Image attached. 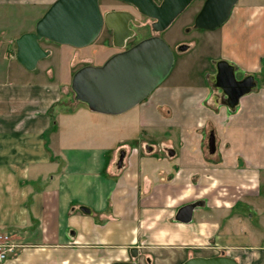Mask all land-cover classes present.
Listing matches in <instances>:
<instances>
[{"label": "crops", "instance_id": "1", "mask_svg": "<svg viewBox=\"0 0 264 264\" xmlns=\"http://www.w3.org/2000/svg\"><path fill=\"white\" fill-rule=\"evenodd\" d=\"M54 1L0 5L27 9L18 38ZM239 2L212 62L256 78L235 110L214 88L215 68L198 84H161L122 114L95 112L69 104L76 49L67 79L56 70L61 44L42 40L50 54L32 71L17 47L0 46V235L18 245L3 264H182L222 254L264 264L240 208L256 217L264 192V4ZM189 203L191 221L177 220Z\"/></svg>", "mask_w": 264, "mask_h": 264}, {"label": "water", "instance_id": "2", "mask_svg": "<svg viewBox=\"0 0 264 264\" xmlns=\"http://www.w3.org/2000/svg\"><path fill=\"white\" fill-rule=\"evenodd\" d=\"M131 4L139 14L152 19L155 32H163L194 0H121ZM239 0H205L194 19V27L215 30L229 19ZM140 26L134 13L128 10L103 12L100 0H55L37 21L34 31L25 32L16 39V58L27 70L36 69L50 51L43 48L42 40L82 48L93 43L104 25L113 30L114 45L124 48L126 41L135 35L130 23ZM185 51L189 45L183 44ZM174 52L159 35L146 37L131 47L115 53L101 65L86 64L73 74L71 89L76 101L85 103L92 111L118 115L145 100L171 72ZM214 88L221 91L231 110L239 105L241 97L256 86L254 74L242 79L236 76V66L226 59L215 62ZM215 147V135L210 137V148ZM125 152H121V161ZM195 203L179 208L176 219L189 222ZM82 211L90 213L87 207ZM133 258L138 256L131 249ZM113 264H137L136 261H116ZM182 264H239L227 255L192 256Z\"/></svg>", "mask_w": 264, "mask_h": 264}, {"label": "rangeland", "instance_id": "3", "mask_svg": "<svg viewBox=\"0 0 264 264\" xmlns=\"http://www.w3.org/2000/svg\"><path fill=\"white\" fill-rule=\"evenodd\" d=\"M256 1L258 4H264V0ZM243 2L248 4L252 3L253 0H241L239 3L242 4ZM203 3L204 0L193 1L163 32H155L151 27L153 20L136 12L135 15L140 19L142 25L140 27L133 26L135 29V35L129 39L126 46H130L146 37L159 35L170 45L172 50H174L175 63L169 75L161 83L162 85L198 84L199 81L206 79V72L209 73L214 71L215 68L212 62L213 60H216L215 58L220 52V34L223 25L215 30L194 27V19ZM107 5L124 6V4L118 0H100L102 11L107 9ZM26 13L27 9L23 7L17 8L15 6L0 5V16L3 15V17H0V46L3 50L6 48V43H9L12 51H16L15 38H17L20 29L24 30L25 27H28L25 25V23L27 24L25 20L28 16ZM32 23L33 22L30 21L28 24ZM110 35L111 33H108V31L104 29L93 43L82 48H75L70 45L61 44L59 46L60 59L57 58V60H59L58 68L56 69L57 74L60 75L59 77L69 78L72 72L69 66V59L74 49H76V53H80L81 56L79 62L76 63L73 69L79 68L85 64L100 63L111 53L120 51V49L114 45ZM182 44L189 45V48L185 51L180 50L179 46ZM86 55L88 58H85ZM0 61H2L1 56ZM51 64L53 65L52 62ZM216 91L219 93V96L224 99L221 91ZM74 103H76L74 92L70 89L69 104L73 105ZM136 106L133 108L135 109ZM134 109L131 111H135ZM256 206H258L255 210L256 217L253 210L249 209V204L240 206V208H242L241 210L243 211L245 207L247 213L246 222L248 225V234L251 233L250 237L254 239V241L257 240L260 244H264V192L256 198ZM251 214H253V217ZM259 214H263L262 219H260L261 217H259ZM252 232H255L253 233L254 236L252 235ZM14 255L16 256V252Z\"/></svg>", "mask_w": 264, "mask_h": 264}, {"label": "flooded vegetation", "instance_id": "4", "mask_svg": "<svg viewBox=\"0 0 264 264\" xmlns=\"http://www.w3.org/2000/svg\"><path fill=\"white\" fill-rule=\"evenodd\" d=\"M119 2H121V3H123L124 4V6L123 5H109V9H105L103 12L105 13V12H107V11H111V10H128V11H131L132 13H134V14H136V12H138L137 10H136V8L135 7H133L131 4H128V3H125V2H123V1H121V0H118ZM195 1V0H194ZM205 1V0H204ZM157 2L159 3V2H161V0H157ZM125 4H127V5H125ZM136 16V15H135ZM136 19L138 20V21H140V19H138V17L136 16ZM141 22V21H140ZM142 23V22H141ZM194 23V22H193ZM133 26H136V27H140V26H138V25H136L135 23H130V27L132 28V29H134L133 28ZM104 29H106L107 31H108V33H111V35H110V37H111V40L112 41H114V38H113V30L112 29H109L107 26H105L104 25V28H103V30ZM102 30V31H103ZM134 31H135V29H134ZM102 33V32H101ZM128 41H129V39L126 41V45H127V43H128ZM137 43V42H136ZM135 44V43H134ZM134 44H132V45H134ZM132 45H130V46H125L124 48H119L120 49V51H122V50H124V49H127V48H129V47H131ZM183 45V44H182ZM181 46V45H180ZM179 46V47H180ZM120 51H117V52H120ZM117 52H115V53H117ZM173 52H174V50H173ZM115 53H113V54H111L109 57H111L112 55H114ZM108 57V58H109ZM174 57H175V53H174ZM107 58V59H108ZM107 59H105L101 64H103ZM174 63H175V58H174ZM101 64H98V65H101ZM86 65V64H85ZM214 68H216L215 67V64H214ZM238 69H236V76H237V78L238 79H242L243 77H244V74H238ZM213 82H215L214 81V79H213Z\"/></svg>", "mask_w": 264, "mask_h": 264}, {"label": "built area", "instance_id": "5", "mask_svg": "<svg viewBox=\"0 0 264 264\" xmlns=\"http://www.w3.org/2000/svg\"><path fill=\"white\" fill-rule=\"evenodd\" d=\"M18 245L8 235H0V264H3L11 255L15 254Z\"/></svg>", "mask_w": 264, "mask_h": 264}]
</instances>
